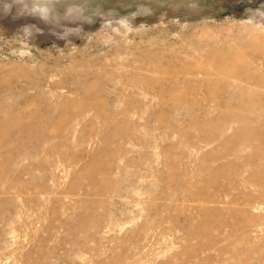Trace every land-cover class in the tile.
<instances>
[{
	"label": "rangeland",
	"instance_id": "374dc122",
	"mask_svg": "<svg viewBox=\"0 0 264 264\" xmlns=\"http://www.w3.org/2000/svg\"><path fill=\"white\" fill-rule=\"evenodd\" d=\"M78 2L0 13V264H264V0Z\"/></svg>",
	"mask_w": 264,
	"mask_h": 264
},
{
	"label": "clouds",
	"instance_id": "9594fccd",
	"mask_svg": "<svg viewBox=\"0 0 264 264\" xmlns=\"http://www.w3.org/2000/svg\"><path fill=\"white\" fill-rule=\"evenodd\" d=\"M16 8L15 15L32 16L38 18L45 24L53 26L52 34L60 39H67L72 35L81 33L80 27H65L61 24L62 21L69 23L85 22L94 23L95 18L99 17L102 21L97 32H110L123 36L125 33L135 31L131 21L126 16H109L101 11H97L95 15H89L85 7L78 2L72 0L71 3L58 6V0H0V13L8 15L12 8ZM244 24H253V17L249 16L246 20L240 21ZM56 28H61L62 31H55ZM40 29L33 24L24 25L20 29L22 35H17L19 39L28 41L35 33H40ZM74 47V46H73Z\"/></svg>",
	"mask_w": 264,
	"mask_h": 264
},
{
	"label": "bare ground",
	"instance_id": "6f19581e",
	"mask_svg": "<svg viewBox=\"0 0 264 264\" xmlns=\"http://www.w3.org/2000/svg\"><path fill=\"white\" fill-rule=\"evenodd\" d=\"M97 188V187H96ZM94 192V191H93ZM92 192V193H93ZM85 195H88L89 193L88 192H85L84 193ZM74 196V195H73ZM67 199H72V195L71 196H67L66 197ZM71 201V200H70ZM69 209V208H68ZM65 210V209H64ZM49 211V210H48ZM71 211H73V210H71ZM70 211V212H71ZM64 214V213H63ZM73 215V214H72ZM109 215V214H108ZM64 215H62L61 216V218H58V220L60 221V226H63V227H65L66 226V222H65V219H64V217H63ZM77 216V215H76ZM70 217V216H69ZM69 217H68V219H69ZM114 217V216H113ZM64 219V220H63ZM112 220H115V219H112ZM68 223V222H67ZM113 224V223H112ZM93 225V224H92ZM111 225V224H110ZM115 225V224H114ZM62 228V227H61ZM77 228V227H76ZM111 228V227H110ZM93 229V228H92ZM130 231V230H129ZM76 234V233H75ZM128 234H129V232H128ZM95 238V237H94ZM135 238V237H134ZM79 239V238H78ZM153 239V238H152ZM86 240H87V238H86ZM63 242V241H62ZM58 243H60V242H58ZM93 243V242H92ZM131 243L132 244H135L136 243V238H135V240H131ZM137 244V243H136ZM57 245V244H56ZM58 246V245H57ZM55 247V246H54ZM55 248H57V247H55ZM59 248H61V246L59 247ZM73 249V248H72ZM72 251V250H71ZM82 251V250H81ZM73 252V251H72ZM86 252V251H85ZM67 254H68V252H67ZM77 254H78V251H77ZM82 255H84L83 253H82ZM103 255V254H102ZM85 256V255H84ZM77 257V256H76ZM79 257H81V256H79ZM82 258V257H81ZM87 259V258H86ZM77 260H79V259H77ZM91 260V259H90ZM68 261V260H67ZM80 263H82V262H80ZM87 263H89V264H91L92 262H90V261H88ZM126 264V263H125ZM130 264V263H129Z\"/></svg>",
	"mask_w": 264,
	"mask_h": 264
}]
</instances>
